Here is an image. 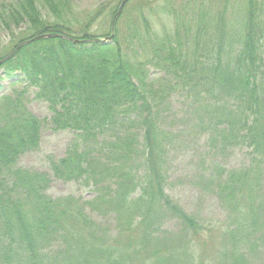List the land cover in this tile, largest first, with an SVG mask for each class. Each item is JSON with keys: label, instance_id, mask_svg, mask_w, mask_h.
Instances as JSON below:
<instances>
[{"label": "trees", "instance_id": "1", "mask_svg": "<svg viewBox=\"0 0 264 264\" xmlns=\"http://www.w3.org/2000/svg\"><path fill=\"white\" fill-rule=\"evenodd\" d=\"M121 1L81 13L73 0H0V30L9 34L0 46V82L19 77L25 86L0 101V264H259L264 0H221L214 15L203 7L190 18L174 12V29L162 36L144 13L143 29L133 23L121 31L129 0L112 42H95L91 26L109 10L111 30ZM48 33L59 36L34 39ZM150 66L163 76L150 79ZM28 88L53 111L55 130L77 135L50 160V174L19 165L41 141L42 121L24 105ZM174 92L192 100L194 126L212 149L225 157L248 150L247 165L229 169L215 159L199 175L224 209L223 221L187 212L168 192L175 134L161 114ZM53 178L81 181L95 195L52 198ZM87 208L113 223L96 221ZM169 220L176 229L165 228Z\"/></svg>", "mask_w": 264, "mask_h": 264}, {"label": "rangeland", "instance_id": "2", "mask_svg": "<svg viewBox=\"0 0 264 264\" xmlns=\"http://www.w3.org/2000/svg\"><path fill=\"white\" fill-rule=\"evenodd\" d=\"M108 0H73L77 10L81 13H93L101 5L106 4ZM141 1H146L142 5L143 9H137ZM150 1V2H148ZM190 1L195 4L197 10L189 8L186 3ZM163 2H168L171 13H163L160 6ZM152 3V8L151 4ZM185 6V7H184ZM193 6V5H192ZM221 0H132L130 7L124 14L120 26L121 31L127 32L128 27L137 23L143 29L142 13L150 20L153 28L159 35H163L167 30L174 29V12L182 16L193 17L199 13V8H211V15L217 13L221 7ZM233 9L229 15L235 19L238 4H233ZM185 8V10H184ZM235 14V15H234ZM232 17V18H233ZM109 10L103 13V16L97 20L90 28L92 35L98 38H104L111 35ZM232 24L236 25L233 21ZM238 24V22H237ZM9 34L0 30V46L8 43ZM146 47H149L147 45ZM150 51L146 49L143 57H149ZM163 73L154 67H149V78L162 77ZM25 88L24 84L19 82V77L7 78L0 82V101L3 96H13L16 90ZM35 90L28 88L24 95V105L29 112L42 121L41 141L38 149L23 154L19 160L21 167L45 171L50 174L49 162L51 159L62 157L68 147L77 139V135L71 130H55L50 123L53 111L49 105L36 98ZM192 100L183 92H174L163 106L161 114L162 126L172 134H175L173 140L169 143L168 154V192L175 198L179 204L190 213L199 215L207 222L223 221L226 216L224 209L218 199L211 194L207 186L202 185L199 175L204 167L215 159L224 163L229 169H236L247 165L249 162L248 150L236 149L231 155L225 157L217 150L211 148L208 142L207 134L194 126L196 123V114L192 108ZM204 161V163H203ZM52 198L72 195L80 198L82 201L91 200L95 193L91 187L84 186L81 181L66 182L53 178L47 191ZM87 213L96 221L111 225L110 218H102L91 212L87 208ZM165 228L174 230L177 228L176 220H169ZM259 255V264H264V245Z\"/></svg>", "mask_w": 264, "mask_h": 264}, {"label": "water", "instance_id": "3", "mask_svg": "<svg viewBox=\"0 0 264 264\" xmlns=\"http://www.w3.org/2000/svg\"><path fill=\"white\" fill-rule=\"evenodd\" d=\"M128 1H129V0H122V1H121L120 7H119V9H118V11H117V13H116V15H115V17H114L113 23H112V32H111V35L106 36V37H104V38H95V39H93L95 42H97V43H101V44H108V43H110V42L113 40V38H114V22H115V19L120 15V13H121V11H122L124 5H125ZM54 36L58 37L59 35H55V34H50V33H48V34H42V35H39V36L35 37L34 39H39V38H50V37H54ZM74 42L77 43V42H79V40H74Z\"/></svg>", "mask_w": 264, "mask_h": 264}]
</instances>
